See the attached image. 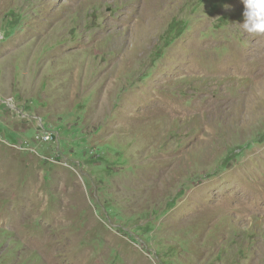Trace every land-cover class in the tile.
<instances>
[{"label": "rangeland", "instance_id": "obj_1", "mask_svg": "<svg viewBox=\"0 0 264 264\" xmlns=\"http://www.w3.org/2000/svg\"><path fill=\"white\" fill-rule=\"evenodd\" d=\"M141 1L0 0V264H264V34Z\"/></svg>", "mask_w": 264, "mask_h": 264}, {"label": "clouds", "instance_id": "obj_2", "mask_svg": "<svg viewBox=\"0 0 264 264\" xmlns=\"http://www.w3.org/2000/svg\"><path fill=\"white\" fill-rule=\"evenodd\" d=\"M243 29L252 34H264V0H244Z\"/></svg>", "mask_w": 264, "mask_h": 264}, {"label": "bare ground", "instance_id": "obj_3", "mask_svg": "<svg viewBox=\"0 0 264 264\" xmlns=\"http://www.w3.org/2000/svg\"><path fill=\"white\" fill-rule=\"evenodd\" d=\"M162 2V1H161ZM160 2V3H161ZM141 3H143L142 1L140 2V4ZM157 3H159V1H156V0H147L146 1V3L143 5V8L141 7L142 6V4L141 5H139V9L141 10L140 12H139V15H141L142 17L143 16H147V17H149L150 15H147L151 10H152V7H156V5L158 6V4ZM235 3V2H234ZM238 6H240V5H238ZM150 14H151V12H150ZM259 35V34H258ZM256 37V36H255ZM252 38V37H251ZM254 38V37H253ZM258 38V37H257ZM260 39H261V37H259ZM236 178V177H235ZM235 178H234V180H235ZM259 178H262V177H259ZM258 178V179H259ZM238 179V178H237ZM263 179V178H262ZM233 180V179H232ZM261 180V179H260ZM259 180V181H260ZM264 180V179H263ZM255 181V180H254ZM239 182V181H238ZM244 182V181H243ZM236 183V182H235ZM234 183V184H235ZM251 183V182H250ZM252 183H254L253 181H252ZM256 183H258V182H256ZM234 184H233V186H234ZM237 184V183H236ZM240 184V183H239ZM262 184V183H261ZM264 184V183H263ZM230 185V184H229ZM243 185H245V184H243ZM251 185V184H250ZM260 185V184H259ZM231 186H232V183H231ZM248 186V185H247ZM250 187V186H249ZM249 187H248V189H249ZM258 186H256V188H257ZM143 188V187H142ZM235 188H237V187H235ZM239 188H240V186H239ZM255 188V187H254ZM255 188V189H256ZM260 188V187H259ZM231 189V188H230ZM239 190V189H238ZM246 191V190H245ZM248 191V190H247ZM259 191V190H258ZM261 191V190H260ZM240 192V191H239ZM234 193H235V191H234ZM237 194V193H236ZM235 194V195H236ZM241 194V193H240ZM257 194V193H256ZM234 195V194H233ZM243 196V195H242ZM252 196V195H251ZM260 196V195H259ZM245 197V196H244ZM134 202V201H133ZM91 218V217H90ZM91 220H89V222H90ZM104 228V227H103ZM102 228V229H103ZM91 229V230H90ZM86 230H90V231H99V226H98V224L97 223H88L87 224V227H86ZM87 233V232H86ZM99 235V234H98ZM97 235V236H98ZM101 236V235H100ZM108 237V236H107ZM109 239H111V238H109ZM112 241V240H111ZM108 242V241H107ZM107 244V243H106ZM107 245H109V244H107ZM83 254H84V251H80L79 253H78V259H76V261H78V264H95V263H98L99 264V262L97 261V257H96V255L93 253L89 258H86V259H82V257H83ZM88 254H89V252H88ZM141 255V254H140ZM142 256V255H141ZM139 257V256H138ZM144 257V256H143ZM70 259H72V258H70ZM70 259H68V260H70ZM73 259H75V258H73ZM72 259V260H73ZM141 259H143V258H141ZM144 260V259H143ZM142 261V260H141ZM140 261V263L139 264H144V262L142 261L141 262ZM146 264V263H145Z\"/></svg>", "mask_w": 264, "mask_h": 264}]
</instances>
